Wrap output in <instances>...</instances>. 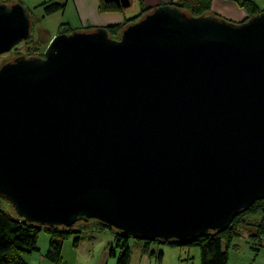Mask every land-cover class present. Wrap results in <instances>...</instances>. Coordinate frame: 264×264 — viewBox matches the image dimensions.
I'll return each instance as SVG.
<instances>
[{"label": "water", "instance_id": "water-1", "mask_svg": "<svg viewBox=\"0 0 264 264\" xmlns=\"http://www.w3.org/2000/svg\"><path fill=\"white\" fill-rule=\"evenodd\" d=\"M107 28L0 67V198L40 227L223 233L264 203V12L231 23L166 4L117 40ZM30 35L25 5L0 3V56Z\"/></svg>", "mask_w": 264, "mask_h": 264}, {"label": "trees", "instance_id": "trees-1", "mask_svg": "<svg viewBox=\"0 0 264 264\" xmlns=\"http://www.w3.org/2000/svg\"><path fill=\"white\" fill-rule=\"evenodd\" d=\"M58 1L59 0H50L48 3L42 4L43 13L48 16L61 11L64 5ZM233 2L248 14L246 20L253 15L263 12L252 0H234ZM172 5L190 16L199 17L210 14L211 0H175ZM122 9L123 8L117 7L114 3H107L104 0H99L98 10L101 13L119 11ZM150 10L151 9H142L139 14L125 19L122 24L109 26L107 29L110 38L117 40L120 31L125 26L137 21ZM83 29L92 30L94 28L86 27ZM73 31L75 30H71L68 24L60 25L59 34H69ZM22 44H24L25 47V57H42L43 54L41 50H39V45L34 42L31 35L28 40ZM105 230L112 233L115 246L118 249L116 255L114 251L111 252V256L116 258V264H128L130 251L127 243L132 239L123 238L97 223L80 224L68 230L56 227L34 226L27 223L22 224L14 215L10 205L0 198V264H26L24 257L37 250V239L40 233H47L51 238L46 252L47 259L55 264H62L60 261L61 248L65 240L74 238L73 245L77 246L82 234ZM241 237L246 238L252 251L259 252L262 248L264 249V203L262 201L255 202L249 209L241 212L223 233L204 234L183 244H162L159 242L137 241L141 242L145 247L151 244L173 248L195 247L200 251V264H227L229 249L234 246V240L240 239ZM160 258L161 253L158 254V260H160Z\"/></svg>", "mask_w": 264, "mask_h": 264}, {"label": "crops", "instance_id": "crops-1", "mask_svg": "<svg viewBox=\"0 0 264 264\" xmlns=\"http://www.w3.org/2000/svg\"><path fill=\"white\" fill-rule=\"evenodd\" d=\"M15 2L14 0H12ZM75 6L80 20V29L86 27H109L122 24L126 17L124 9L119 11L99 12V0H67ZM142 9H153L161 5L172 4L175 0H141ZM256 4L259 0H252ZM135 2L129 0V7ZM144 5V6H143ZM258 6V5H257ZM259 8V7H258ZM211 11L235 23L246 20L248 14L230 0H211ZM262 11V10H261ZM73 239L65 240L61 248L62 264H116V258L111 252L117 254L118 249L111 232H87L80 236L77 246ZM51 238L47 233H40L37 239V250L24 257L26 264H55L46 257ZM130 258L128 264H200V251L198 248L169 247L158 244L144 246L141 242L130 240L127 243ZM235 246V245H234ZM247 253L240 254L239 247L230 248L227 264H264V255L251 250L247 246ZM234 249V250H233ZM161 258L158 260V254Z\"/></svg>", "mask_w": 264, "mask_h": 264}, {"label": "rangeland", "instance_id": "rangeland-1", "mask_svg": "<svg viewBox=\"0 0 264 264\" xmlns=\"http://www.w3.org/2000/svg\"><path fill=\"white\" fill-rule=\"evenodd\" d=\"M16 3H21L25 5L27 10L30 13L31 20V37L35 43L39 45V50H41L42 54L44 53L46 47L48 46L50 40L57 36L60 32L61 24H68L71 30H79L80 28V20L77 14V10L74 5H72L71 1L67 0H59L58 2L64 5V8L56 13L46 16L43 13L42 4L48 3L50 0H14ZM132 1V0H130ZM130 7L124 9L126 12V17L131 18L137 14H139L142 10V1L134 0ZM0 3L3 4H11L12 0H0ZM234 3V2H233ZM235 4V3H234ZM236 5V4H235ZM257 5L260 10L264 12V0H259ZM144 6V5H143ZM210 14L215 16L216 18L223 19L227 22L235 23L233 21L227 20L223 18L220 13H214L210 9ZM248 17V16H247ZM82 29V28H81ZM25 47L24 44H20L16 47L15 50L10 52L9 54L0 56V67L6 63L7 61L12 60L17 56L25 55ZM235 246L232 248L239 247L240 254L247 253V243L246 238L241 237L240 239L234 240L233 242ZM194 248V247H192ZM234 250V249H233ZM233 251L230 250L229 254ZM261 254L264 255V249H261ZM264 259V257H262Z\"/></svg>", "mask_w": 264, "mask_h": 264}]
</instances>
